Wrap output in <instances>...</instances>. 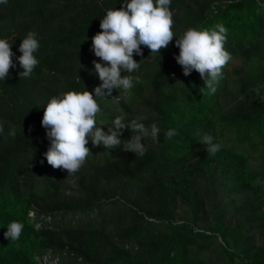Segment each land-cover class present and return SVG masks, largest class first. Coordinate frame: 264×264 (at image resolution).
Returning <instances> with one entry per match:
<instances>
[{
    "label": "trees",
    "instance_id": "trees-1",
    "mask_svg": "<svg viewBox=\"0 0 264 264\" xmlns=\"http://www.w3.org/2000/svg\"><path fill=\"white\" fill-rule=\"evenodd\" d=\"M122 2L0 4V39L12 44L16 65L0 80V264H264V0H171L174 38L189 28L227 29L231 60L217 91L201 92L195 71L183 75L175 39L155 56L141 45L131 74L138 82L97 98L96 123L107 133L117 116H143L159 127V142L142 140L140 157L89 140L71 176L47 163L44 108L62 92L99 86L93 61L104 62L92 37ZM30 31L39 63L20 78L18 49ZM205 135L220 145L215 155L201 144ZM130 138L127 130L120 137ZM14 221L24 228L11 241L4 233Z\"/></svg>",
    "mask_w": 264,
    "mask_h": 264
},
{
    "label": "clouds",
    "instance_id": "clouds-1",
    "mask_svg": "<svg viewBox=\"0 0 264 264\" xmlns=\"http://www.w3.org/2000/svg\"><path fill=\"white\" fill-rule=\"evenodd\" d=\"M7 2L0 0V4ZM170 3L171 0H123L119 10L106 11L100 21L101 31L92 37V51L95 57L104 62L93 61L101 83L92 92L67 91L55 95L44 108L41 126L46 130L50 144L44 155L52 168L66 170L68 176L75 175L90 154V149L86 147L89 140L93 146L102 145L105 149L122 147L123 151L140 157L147 151L142 140L151 138L154 143L159 142V127L156 123L146 126L143 116L130 121L117 116L107 133L96 123L101 111L97 98L106 99L111 96L113 89L127 92L133 87L134 81L138 82L139 77L131 74L140 68L142 60L137 63L133 55H143L141 45L150 49V56H155L175 39L179 55L174 58L182 67L183 75L188 76L195 71L204 81L201 92L205 89L210 93L217 91V85L223 77V68L231 60L230 53L224 48L227 29L222 24L204 30L189 28L179 38H174ZM39 47L36 33L28 32L18 49L21 55L17 61L23 69L19 73L20 78L30 77L39 63L34 55ZM11 48L12 44L6 39H0V80H5L10 69L16 67L12 59L15 54ZM122 71L126 73L123 77ZM3 130V124L0 123V133ZM126 130L131 132V138L121 140ZM9 134L15 135L14 129ZM176 134L175 129H169L165 136L171 139ZM201 144L207 145L206 151L212 155L220 149V145L213 144L212 137L208 135L202 138ZM34 215L29 212L30 217ZM23 228L22 223L11 222L4 236L16 241Z\"/></svg>",
    "mask_w": 264,
    "mask_h": 264
},
{
    "label": "rangeland",
    "instance_id": "rangeland-1",
    "mask_svg": "<svg viewBox=\"0 0 264 264\" xmlns=\"http://www.w3.org/2000/svg\"><path fill=\"white\" fill-rule=\"evenodd\" d=\"M235 64H240V63H238V62H235ZM247 149L249 150V152H250V155L252 156V159L253 160H255L256 159V156H257V154L255 153V151L253 150V148L252 147H250V146H247Z\"/></svg>",
    "mask_w": 264,
    "mask_h": 264
}]
</instances>
